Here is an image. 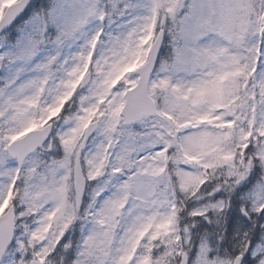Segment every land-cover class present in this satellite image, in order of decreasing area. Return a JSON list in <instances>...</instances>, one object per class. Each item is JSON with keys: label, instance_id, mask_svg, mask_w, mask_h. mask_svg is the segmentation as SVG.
I'll return each instance as SVG.
<instances>
[{"label": "snow or ice", "instance_id": "1", "mask_svg": "<svg viewBox=\"0 0 264 264\" xmlns=\"http://www.w3.org/2000/svg\"><path fill=\"white\" fill-rule=\"evenodd\" d=\"M0 264H264V0H0Z\"/></svg>", "mask_w": 264, "mask_h": 264}]
</instances>
